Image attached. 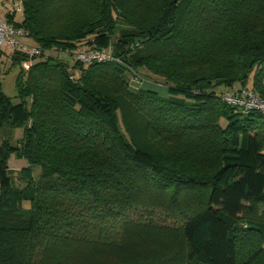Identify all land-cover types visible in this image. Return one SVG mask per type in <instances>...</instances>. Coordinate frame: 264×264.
I'll return each mask as SVG.
<instances>
[{
  "label": "trees",
  "instance_id": "trees-1",
  "mask_svg": "<svg viewBox=\"0 0 264 264\" xmlns=\"http://www.w3.org/2000/svg\"><path fill=\"white\" fill-rule=\"evenodd\" d=\"M21 1L6 20L41 53L19 103L0 84V129L22 130L0 144V264H264V115L222 100L249 79L264 99V0H129L144 21L114 41L116 0ZM83 41L121 62L59 58Z\"/></svg>",
  "mask_w": 264,
  "mask_h": 264
},
{
  "label": "rangeland",
  "instance_id": "rangeland-1",
  "mask_svg": "<svg viewBox=\"0 0 264 264\" xmlns=\"http://www.w3.org/2000/svg\"><path fill=\"white\" fill-rule=\"evenodd\" d=\"M17 3H18V0H14V4H17ZM12 4H13V0H2V5L0 6V16L2 18L6 17L4 13L8 8H10L12 6ZM115 8H116L117 14H115L116 19L113 22L114 29H113V33L111 35V39L113 41L117 37L121 36L122 30H124V29L130 30L133 28V26H140L142 21H144L142 19V16H141V9L136 8L135 5L132 4V2H129V0H116ZM21 20H22L21 9H17L15 12V21L21 22ZM68 28H69V25L57 27V29H59V30H64V29H68ZM55 31H56V29H55ZM24 40H25L24 42H26L27 44H30V45L32 44L29 38H26ZM139 42H140V40L134 44L137 45ZM111 44H112V42H111ZM110 46H112V45H110ZM80 48H81V50L78 52H83L86 49H90L88 44H86V41H83L81 43ZM92 51H98V50H91V52ZM108 51L111 53V55H113L112 47H110L108 49ZM13 52H14V48H12L10 46H3L0 48V84H1L2 93L5 96H7L8 98H10L14 104H17V103H19L20 100L17 96L16 78L20 72V65H18V64L12 65L10 59L8 58V56H11ZM78 52H76L73 56H70V54L68 55L67 53H58V56L60 59H62V61H67L68 59L70 60L71 57L75 58V55ZM88 52H85V53H88ZM113 58H115V59H112L111 62H114V63H120L121 62L120 59L116 58L115 56H113ZM166 63L167 62H164V64H162V66H166L165 69H167L169 72L173 73V71L180 70V68H181V65H178L176 63H174V64H172V63L166 64ZM190 69L191 68L186 67L183 70L189 71ZM77 75H78V73H77ZM128 76L130 78L129 87H131L133 90L145 89L144 85L147 86V85L151 84L150 86L152 88L153 87L159 88V89H157V88H154V89L160 95H162V96L167 95V88L164 86L156 85V84L150 83L148 81L139 82V80H135L134 78H132L131 75H128ZM251 84H252V80L249 79L247 84H246L247 86L243 89L250 91L251 90ZM215 90L217 93H219L223 89H222V87H216ZM251 91L254 92L253 90H251ZM220 123H221V125L224 126L226 122H225V120H221ZM21 136H22V130L21 129H16V130H10L8 128L0 129V144L2 141H4V139H9L12 144H17V141L21 138ZM26 165H27V163L23 159H18L14 156H11V158L9 159V167L11 169L10 175H11V178H13L15 180L16 184H18L17 178L19 175V170L22 169ZM38 174H39V169L38 168L34 169V175L37 177ZM102 264H126V261L110 262V263L108 261H105Z\"/></svg>",
  "mask_w": 264,
  "mask_h": 264
},
{
  "label": "built area",
  "instance_id": "built-area-1",
  "mask_svg": "<svg viewBox=\"0 0 264 264\" xmlns=\"http://www.w3.org/2000/svg\"><path fill=\"white\" fill-rule=\"evenodd\" d=\"M17 4H14L13 0L12 6L5 11V15H15L17 9H21L22 13V1L18 0ZM1 5L2 0H0V6ZM26 38H28V32L26 30L14 26L12 23H9L6 18L0 16V48L3 46H10L14 48V50L26 54L28 59L20 62V68L24 71L30 68L31 58L41 53L38 47L24 42ZM90 52L91 51L88 53L78 52L75 58L83 64H90L92 62H111L112 59H115L108 50ZM222 100L244 111L257 110L264 115V99L258 97L256 93L251 90L247 91L242 89L240 91L227 92L222 96Z\"/></svg>",
  "mask_w": 264,
  "mask_h": 264
},
{
  "label": "crops",
  "instance_id": "crops-1",
  "mask_svg": "<svg viewBox=\"0 0 264 264\" xmlns=\"http://www.w3.org/2000/svg\"><path fill=\"white\" fill-rule=\"evenodd\" d=\"M5 14V13H4ZM6 16V15H5ZM6 18V17H5ZM15 19V18H14ZM25 41V40H24ZM151 85V84H150ZM150 85H144V88L145 89H151L152 87L150 86ZM154 88H157V89H159L158 87H153L152 89H154Z\"/></svg>",
  "mask_w": 264,
  "mask_h": 264
},
{
  "label": "water",
  "instance_id": "water-1",
  "mask_svg": "<svg viewBox=\"0 0 264 264\" xmlns=\"http://www.w3.org/2000/svg\"><path fill=\"white\" fill-rule=\"evenodd\" d=\"M140 40V38H136L134 43H137Z\"/></svg>",
  "mask_w": 264,
  "mask_h": 264
}]
</instances>
